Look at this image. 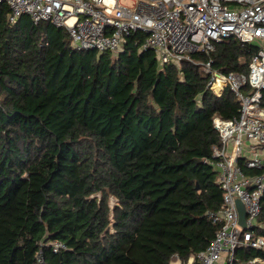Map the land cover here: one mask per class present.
Segmentation results:
<instances>
[{
	"label": "trees",
	"instance_id": "trees-1",
	"mask_svg": "<svg viewBox=\"0 0 264 264\" xmlns=\"http://www.w3.org/2000/svg\"><path fill=\"white\" fill-rule=\"evenodd\" d=\"M10 11L0 2V264H185L206 249L223 206L214 118L241 102L207 88L202 62L248 73L259 44L232 37L161 66L142 32L120 52L81 51L65 27ZM257 221L264 236V196ZM255 258L264 248L235 253Z\"/></svg>",
	"mask_w": 264,
	"mask_h": 264
},
{
	"label": "built area",
	"instance_id": "built-area-1",
	"mask_svg": "<svg viewBox=\"0 0 264 264\" xmlns=\"http://www.w3.org/2000/svg\"><path fill=\"white\" fill-rule=\"evenodd\" d=\"M10 6L9 20L16 23L29 15L38 24L49 21L65 27L72 46L81 51L120 52L128 37L145 35L140 52L152 50L160 65L193 61V54L214 51V42L232 37L259 44L248 73H223L215 59L202 62L209 75L207 88L222 95L227 87L241 102L239 114L231 119L214 118L221 145L214 148L213 166L223 189V206L209 213L220 222L210 245L191 255L185 264H234L240 247L264 248V236L257 235L258 216L264 196V0H0ZM251 90L247 91L246 88ZM247 155V156H246ZM248 167L262 169L245 174L240 158ZM246 208V227L239 222L236 200ZM54 251L65 249L53 242ZM42 261V257L39 258ZM264 264L255 258L250 264ZM171 264H183L175 255Z\"/></svg>",
	"mask_w": 264,
	"mask_h": 264
},
{
	"label": "water",
	"instance_id": "water-1",
	"mask_svg": "<svg viewBox=\"0 0 264 264\" xmlns=\"http://www.w3.org/2000/svg\"><path fill=\"white\" fill-rule=\"evenodd\" d=\"M237 207H238V212H239V222L243 227H246V217H247V212L244 203L240 200H236Z\"/></svg>",
	"mask_w": 264,
	"mask_h": 264
},
{
	"label": "crops",
	"instance_id": "crops-1",
	"mask_svg": "<svg viewBox=\"0 0 264 264\" xmlns=\"http://www.w3.org/2000/svg\"><path fill=\"white\" fill-rule=\"evenodd\" d=\"M247 156V155H246ZM246 156H244V158L246 157ZM259 259H261V260H264V259H262V258H259ZM250 262H251V260L250 261H248V262H243V261H238L237 263H234V264H250ZM255 264H262V263H255Z\"/></svg>",
	"mask_w": 264,
	"mask_h": 264
}]
</instances>
